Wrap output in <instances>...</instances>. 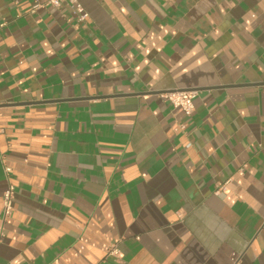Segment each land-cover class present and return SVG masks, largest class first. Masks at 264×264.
<instances>
[{"label":"crops","instance_id":"1","mask_svg":"<svg viewBox=\"0 0 264 264\" xmlns=\"http://www.w3.org/2000/svg\"><path fill=\"white\" fill-rule=\"evenodd\" d=\"M78 1L0 0V264H264V0Z\"/></svg>","mask_w":264,"mask_h":264},{"label":"built area","instance_id":"2","mask_svg":"<svg viewBox=\"0 0 264 264\" xmlns=\"http://www.w3.org/2000/svg\"><path fill=\"white\" fill-rule=\"evenodd\" d=\"M47 3L59 6L63 2H70L75 5L78 12L79 19H85L88 16V12L85 10L83 5L79 3L78 0H46ZM1 27V25H0ZM166 98L172 103L176 108L181 109L185 114L190 115L194 111L193 95L189 92H172L165 95ZM12 171L11 167H6V173L9 174ZM16 187L13 183H10L4 192L3 198V209L0 214V219L4 220L9 217L13 211L14 198H15ZM4 235L3 229L0 228V242ZM109 252L114 255H119V249L116 245H112Z\"/></svg>","mask_w":264,"mask_h":264}]
</instances>
